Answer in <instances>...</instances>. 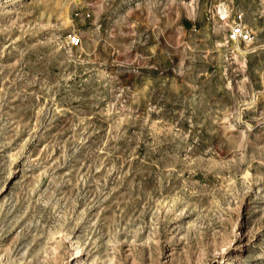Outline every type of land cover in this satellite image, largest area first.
Returning <instances> with one entry per match:
<instances>
[{
    "label": "rangeland",
    "instance_id": "374dc122",
    "mask_svg": "<svg viewBox=\"0 0 264 264\" xmlns=\"http://www.w3.org/2000/svg\"><path fill=\"white\" fill-rule=\"evenodd\" d=\"M0 264H264V0H0Z\"/></svg>",
    "mask_w": 264,
    "mask_h": 264
},
{
    "label": "built area",
    "instance_id": "2783aa9c",
    "mask_svg": "<svg viewBox=\"0 0 264 264\" xmlns=\"http://www.w3.org/2000/svg\"><path fill=\"white\" fill-rule=\"evenodd\" d=\"M228 39L229 41H242L244 43H249L253 40V37L246 28H244L241 24H238L230 29ZM78 42L79 40L75 37L70 39V44L72 46L77 45Z\"/></svg>",
    "mask_w": 264,
    "mask_h": 264
},
{
    "label": "bare ground",
    "instance_id": "6f19581e",
    "mask_svg": "<svg viewBox=\"0 0 264 264\" xmlns=\"http://www.w3.org/2000/svg\"><path fill=\"white\" fill-rule=\"evenodd\" d=\"M228 12H227V10L224 8V7H222L221 9H220V16H221V19L224 21V20H226L227 18H228ZM239 41H234V42H232V46L235 48V50H237V51H240V48H239ZM68 243H70V242H68ZM70 246H71V249H72V257H73V259L74 258H77L78 257V255H79V247L77 246V245H75V244H73V243H70Z\"/></svg>",
    "mask_w": 264,
    "mask_h": 264
}]
</instances>
